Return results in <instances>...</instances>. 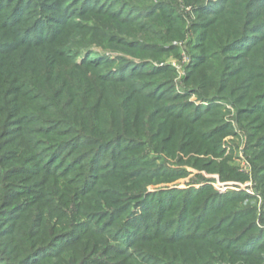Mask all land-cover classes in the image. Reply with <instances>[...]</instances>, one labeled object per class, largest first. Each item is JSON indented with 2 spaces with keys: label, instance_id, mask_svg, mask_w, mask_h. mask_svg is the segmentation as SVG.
Segmentation results:
<instances>
[{
  "label": "rangeland",
  "instance_id": "obj_1",
  "mask_svg": "<svg viewBox=\"0 0 264 264\" xmlns=\"http://www.w3.org/2000/svg\"><path fill=\"white\" fill-rule=\"evenodd\" d=\"M220 5L0 0V264H187L205 252L186 240L224 247L233 236L224 228L243 214L220 220L224 212H217L233 194L253 210L246 236L264 233V187L256 177L264 158L254 161L251 138L254 127L264 133V90L255 81L264 77L255 69L264 64V0L246 11L258 25L238 18L237 32L208 27ZM55 37L46 49L67 54L59 70L36 67L45 49L8 53ZM88 62L101 66L85 68ZM57 98L58 111L74 120L96 113L113 126L97 127L95 141L80 149L81 137L68 133L73 125L46 109ZM180 117L185 122L176 123ZM144 121L156 139L143 137ZM209 141L216 153L206 150ZM205 197L208 211L199 207ZM244 235L233 248L264 264L257 262L264 236ZM221 255L212 264H250Z\"/></svg>",
  "mask_w": 264,
  "mask_h": 264
},
{
  "label": "trees",
  "instance_id": "obj_2",
  "mask_svg": "<svg viewBox=\"0 0 264 264\" xmlns=\"http://www.w3.org/2000/svg\"><path fill=\"white\" fill-rule=\"evenodd\" d=\"M260 1L261 0H259V1L258 0H221L220 8L218 9V11L215 14V15H217V22L210 23L208 25V27H215L218 30L229 29L230 30L229 32H234V31L237 32L241 28L240 26H238L237 21H239L241 23V25H242L241 21H244L246 17L248 18L247 23L250 22V25L248 26V28L249 27H256L258 24H252L253 22H255V19L251 18L252 14H249V16H247L246 15V11L248 9H250V10L254 9L256 3H259ZM131 9L134 10L132 15L133 14H139V10H136L138 8H136L135 6H131ZM241 12H243V14H240ZM220 16H222L223 18L219 19ZM233 16H235L234 19L232 18ZM127 21L128 22L125 21L123 24L129 23V22H134V20H132L131 18H129ZM230 24H232V26ZM215 39L216 38H214V40ZM236 40L237 39L233 40L232 42H234ZM53 41H57L56 37L55 38H43V39L40 40V43H38V44H34V43L29 42V41H26L24 43L18 44L15 48H13L8 53L9 54H11V53H15L16 54V53H20V52H23V51H27V52H30V56H31L32 54H36L37 52L42 51V50L45 49V52H41L40 53L41 56H40V59H39V63H36V67L38 69L42 65H44L45 67H50V66L52 67V63H54L55 68L57 70H59V67L62 68V66H63L62 64H64L63 62L60 63L61 62L60 60H62V58L67 60L68 58H67V54H64L63 56H61L57 52H54L53 54H51L50 51L46 49L47 47H51V43L54 44ZM57 45H60V43H58ZM134 46H137L136 49L139 48L137 43H134ZM46 53H50V55L46 54ZM203 65H204V63H203ZM83 66L85 68H91V67L92 68H99L101 65H96L93 62H88V63L84 64ZM255 69L258 70V72H259L257 75H259V74L263 75L264 74V64L261 65V68H255ZM262 78L264 79L263 76H260V77L255 76V81H258L257 82V89H259V87H261V85H262L263 90H264V83L261 82ZM263 93H264V91H263ZM49 101H51V100H49ZM61 104H62V100L57 98V99H54L53 102L50 105L47 104L46 109L48 111H50V109H57L55 111H57L59 113V115H60L59 116L60 118H57V119H65L69 124L73 125V126H68L66 124L68 127L72 128V130L68 132L69 136L70 135H77V136L81 137L80 139L83 141L84 144L83 143L80 144V149H81V147H84L86 145H90L91 144L90 141H95V140H92V138H90V136L92 135L90 133L93 130H95L97 127L99 129H101L103 127V125H104V128L106 129V127L113 126V122L107 121V120H100L97 117L96 113H89V115H91L90 117H92V118H85V119L80 120V122H78V121L74 120V116L67 115L64 112L58 111V109H60V107H61ZM148 107L151 109V105L148 106ZM248 107L251 108V107H253V105L252 106H248ZM48 111H45V113H48ZM93 112H95V111H93ZM102 113L108 115L109 117H111V119H113L110 113H106V112H102ZM255 113H259V112H255ZM148 115L151 116V112L150 111H149ZM39 117H41V116H39ZM68 117L70 118V120L68 119ZM47 120H49V119H47ZM170 121L171 120H169V122ZM174 121H176V123H179V122H182V121L185 122L183 117L176 118ZM75 122H77L79 125H76ZM143 123H144L146 129H147V127H151L149 125L148 121H144ZM204 123L207 124L208 122H204ZM260 124H261V122H260ZM86 126H88V127L86 128ZM75 127H77V128H75ZM252 129H254L255 134L251 138L253 140H255L257 138V140L252 143V149H253V152H254L253 153L254 161H259L260 159L264 158V154H263L264 153L263 152V149H264V133L263 134H259V130H262V128L254 127ZM75 130L77 132H75ZM256 131H258V132L256 133ZM59 134L62 135L61 133H59ZM183 134H184V132L181 135L183 136ZM142 135L145 138H147V137L153 138V139L157 138L156 136H152V131L149 133L148 129L145 130ZM174 137H176V136L173 133L172 140L174 139ZM213 144H214V142L209 141V146H208V148H206V150L216 153L217 150H215V148H213V146H214ZM210 147H211V149H210ZM257 151H259V152H257ZM85 152L86 151L82 152L81 154L83 155V154H85ZM261 154H263V155H261ZM262 167H264V164H263ZM256 177H258L259 182L262 183V185L264 187V169L262 171L256 172ZM144 179H146V178H144ZM263 192H264V189H263ZM60 193H63V191L60 192ZM52 194L55 197V199L56 198L61 199L62 195H63V194L59 195V193H56V192L52 193ZM186 194H187L186 192L181 194V198L184 201H186V199H187L184 196ZM207 197H205L202 200V202H201L202 204L199 206V207L203 206V211H208L207 206L209 207V205L211 204V200L208 201L207 199H209V198H207ZM160 199H158V200L155 199V202H157V207H159V208L162 206V202L160 201ZM243 200H244L243 194H240V195L233 194L232 196H230L229 198L226 199V202H224L222 204L223 207L218 208V206H216L214 209H212V210H215V209L218 208L217 212L218 211L221 212L223 210L224 213L222 214V218H220V220H223V219H225V217H228V216H230V218L231 217H235V216L239 217L240 215L243 214V216H240L239 218L236 219V223L235 224L234 223L228 224L224 228L225 231H231V229H234L235 231L232 232L233 233L232 237H234V238H232V237L230 238L229 237L230 239L227 240V245L224 246V247L222 245H216L213 240L207 241L206 244H205L206 247H203V245H199L198 244V243L201 242V240H198V239H196V240H186V241H188L187 243L189 244V248H195L196 250L203 249V251L205 253L201 254V252L196 251L193 257H191V258L189 257V261L190 262H185V263H187V264H201L203 261H205V264H212V262L215 261L216 259L217 260L223 259V256L221 255L222 252L227 253L228 260H233V257L236 260V259L243 258V256H245V255L240 256V254L238 252H236L237 249L233 248V247H235L234 245L236 243L235 240H234L235 237L237 238V236L241 235L242 233H245V235L242 237V238H244L246 236L247 232L250 231L251 227L253 225H255L254 222H253L254 220L252 221V220H248L246 218L248 215H250V213L253 212V210H251L250 208H245V207L243 208V203H242ZM212 214H213V211L211 213H209L210 216ZM198 215H199V213H198ZM245 218H246V220H245ZM212 219H214V222H213ZM188 220H189V217L186 219L185 223ZM220 220H216V218L208 219V221H212L213 222L214 226L211 225L212 228L217 227L219 222H220ZM209 229H211V228H209ZM253 229H255V227ZM259 235L261 236V238H263L264 233H261V231H259V232H256V233L252 234V235L249 234L246 237L249 238V240H250V239L259 237ZM241 240H243V239H241ZM229 244H230V248L227 249L226 247ZM217 249H221L220 252L217 251ZM256 257L257 256H255V255L250 253V254H247L244 258L245 259H250V264H253V262H256V260H255ZM84 258H85V256L83 258H81V261H83ZM262 258L263 259L261 261H257V262L264 263V256H262ZM163 262H165V261H163ZM167 262L170 263V264L174 263L173 260L170 261L168 259H167Z\"/></svg>",
  "mask_w": 264,
  "mask_h": 264
}]
</instances>
